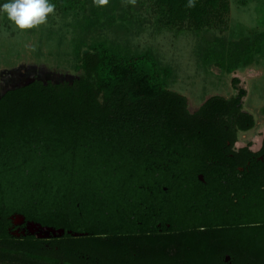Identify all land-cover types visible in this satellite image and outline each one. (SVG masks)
<instances>
[{"label":"trees","instance_id":"16d2710c","mask_svg":"<svg viewBox=\"0 0 264 264\" xmlns=\"http://www.w3.org/2000/svg\"><path fill=\"white\" fill-rule=\"evenodd\" d=\"M205 1L189 9L198 29L219 16ZM101 13L91 6L77 22L78 78L0 96V263L264 264V162L233 150L255 127L239 80L235 97L212 96L190 113L151 51L87 41L106 26ZM263 42L214 38L201 61L231 74ZM15 215L65 234L30 236Z\"/></svg>","mask_w":264,"mask_h":264},{"label":"rangeland","instance_id":"374dc122","mask_svg":"<svg viewBox=\"0 0 264 264\" xmlns=\"http://www.w3.org/2000/svg\"><path fill=\"white\" fill-rule=\"evenodd\" d=\"M49 2L55 5L54 12L48 14L45 23L27 30L18 29L0 14V96L36 79L70 83L78 78L73 40L77 22L93 6L103 10L100 18L106 26L87 41L100 38L134 52L151 51L162 65L173 70L169 90L187 99L190 113L212 96L235 97L232 79L237 78L238 87L246 92L242 109L252 114L255 127L237 134L235 148L250 145L251 149H258L264 134V42L250 66L239 67L231 74L214 65L204 66L201 53L214 38L238 41L264 36V0L210 1L219 16L199 29L195 26L197 14L189 10V0H120L118 4L113 2V10L100 0ZM108 17H114L112 26H107Z\"/></svg>","mask_w":264,"mask_h":264},{"label":"clouds","instance_id":"9594fccd","mask_svg":"<svg viewBox=\"0 0 264 264\" xmlns=\"http://www.w3.org/2000/svg\"><path fill=\"white\" fill-rule=\"evenodd\" d=\"M107 0H100L106 3ZM195 0H189L188 7H193ZM55 5L49 0H5L0 3V14H4L20 30H27L46 22L53 13Z\"/></svg>","mask_w":264,"mask_h":264},{"label":"water","instance_id":"95a60500","mask_svg":"<svg viewBox=\"0 0 264 264\" xmlns=\"http://www.w3.org/2000/svg\"><path fill=\"white\" fill-rule=\"evenodd\" d=\"M200 181H202V177L199 176ZM12 223L15 226L25 225V232H27L30 236H35L38 239H49V238H59L62 237L65 232L64 230H54L49 227H43L40 224L33 222H26L23 216L15 215L11 218ZM1 264V263H0Z\"/></svg>","mask_w":264,"mask_h":264},{"label":"flooded vegetation","instance_id":"af4514ba","mask_svg":"<svg viewBox=\"0 0 264 264\" xmlns=\"http://www.w3.org/2000/svg\"><path fill=\"white\" fill-rule=\"evenodd\" d=\"M242 148H247L251 153L258 154L257 157H254V161L264 162V134H263V136L261 138V141L259 143V147H258L257 150L251 149L250 145H246V146H243V147H240V148H235V145H234L233 150H235L237 152L239 149H242ZM251 161H252V158H250L247 161L246 166H249L251 164ZM238 170H239V172H243L244 171V168L243 167H239ZM199 176H201L202 179H203V176L202 175H199ZM203 181H204V179L201 182H203ZM230 259L231 258H230L229 255H225V257H224L225 262L230 261Z\"/></svg>","mask_w":264,"mask_h":264}]
</instances>
